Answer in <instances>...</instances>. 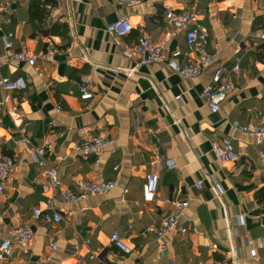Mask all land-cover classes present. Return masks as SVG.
<instances>
[{"label":"crops","instance_id":"obj_1","mask_svg":"<svg viewBox=\"0 0 264 264\" xmlns=\"http://www.w3.org/2000/svg\"><path fill=\"white\" fill-rule=\"evenodd\" d=\"M36 1L45 10L40 21L35 0H0V49L8 33L15 52L40 54L48 44L55 49L44 62L0 68L2 80L25 84L24 90L0 85V154L15 163L0 194V241H13L16 221L33 232L28 250L14 246L0 264H264V143L231 130L233 122H264V0ZM168 8L194 13L208 34L202 48L217 55L194 79H181L167 65L175 50L180 66L196 56L184 33L166 24ZM121 19L131 32L108 35L106 26ZM144 37L163 43L165 59L136 67L123 52ZM219 68L234 89L211 114L200 94ZM83 76L90 81L88 101L78 91ZM89 138L112 140L114 154L105 150L98 163L78 157L75 148ZM224 140L237 154L234 163L219 162L213 152ZM37 147L65 188L102 177L115 189L74 205L54 200L59 223L34 220V208L50 218L44 204L54 199L30 158ZM149 173L158 175L157 191L152 203L143 204ZM177 201L188 202L179 222L186 232L165 237L160 254L154 236L144 231L159 226ZM112 234L128 253L111 244Z\"/></svg>","mask_w":264,"mask_h":264},{"label":"built area","instance_id":"obj_2","mask_svg":"<svg viewBox=\"0 0 264 264\" xmlns=\"http://www.w3.org/2000/svg\"><path fill=\"white\" fill-rule=\"evenodd\" d=\"M74 3H81L84 0H71ZM166 24L173 28L176 32H182L185 35L186 46L195 52L196 56L188 61L185 65L180 66L177 63V58L180 56V51L175 50L171 53L168 60V67L170 70L178 75L183 80H190L198 77L209 66H211L216 60L217 55L215 53H208L202 45L205 44V40L208 36L207 31L197 25V17L194 13L180 12L176 13L172 9L165 10L164 13ZM132 30L131 25L126 19L117 20L106 26L105 31L110 36L122 38L127 36ZM13 35L11 33L2 35L0 49V68L10 62H25L28 64H34L37 61L44 62L51 58L55 53V49L51 44H48L45 52L40 54L28 55L24 52H15L12 49ZM259 39L264 41V33L259 34ZM163 43H154L149 38L144 37L140 39L134 46L126 49L123 55L126 59L134 62L136 67L145 66L152 63H160L165 59ZM239 59H236L235 64L231 67L230 72L237 74L239 71ZM227 71L224 68H219L215 71L211 78V85L203 90L200 94V98L203 103L208 107L211 114H215L219 111L221 104L227 98V96L233 91V83L225 75ZM40 77L41 75L38 74ZM89 78L83 76L80 80L78 91L80 99L88 101L92 98L91 92L88 90ZM0 85L4 89H16L24 90L25 84L22 80L18 79L13 82L2 80L0 78ZM232 132L248 133L253 136L256 144L264 143V122L259 126L244 127L238 122L231 123ZM113 141L105 138H89L84 140L78 147L75 148V153L82 159L90 157L95 158V163L99 162V155L105 150H108L110 154H114ZM213 152L219 162H231L237 161V154L234 152L232 145L224 140L220 146L213 147ZM260 161L264 164V155L259 153ZM45 150L43 147H37L30 155L31 161L36 164L41 170V175L38 176L40 184L45 192L53 193L54 199L47 200L44 204V209L51 212L52 215L46 217L42 214V209L34 208L32 210V218L39 220L40 218H47L53 223H59L61 220L60 215L55 212L53 201H59L67 205H74L80 202L86 195H106L112 192L116 184L112 181H107L102 177H97L91 182L81 181L74 187L73 190H69L64 187L63 183L58 179V176L54 169L47 168L44 163ZM161 160L160 157H157ZM170 168V166H169ZM15 169V163L10 157L0 154V194L3 192L5 183L9 180ZM42 181H41V178ZM158 185V175L155 173H149L144 178V183L141 189V196L143 204H150L154 201ZM197 189H200L199 185ZM126 191H124V194ZM188 207L187 201L173 202L172 210L169 215L164 217L159 226H150L144 231V235L154 236L155 241L159 244L160 254L164 251L162 241L165 237L171 233L179 231L185 233L186 229L179 227V222L183 215L184 210ZM13 233L14 239L0 241V262L8 260L13 255V247L17 246L21 249H29L33 232L30 227L23 226L16 221L10 229ZM111 244L119 251L128 253V249L123 242L117 236L112 234L110 236ZM250 246V243H249ZM249 256L251 259L256 258V251L250 249ZM79 261L78 263H80ZM197 264H229L220 261H200ZM232 264V263H230Z\"/></svg>","mask_w":264,"mask_h":264},{"label":"trees","instance_id":"obj_3","mask_svg":"<svg viewBox=\"0 0 264 264\" xmlns=\"http://www.w3.org/2000/svg\"><path fill=\"white\" fill-rule=\"evenodd\" d=\"M43 3H45V5H50V6H53L54 5V1L53 0H45ZM39 4L40 2L36 1L33 3V7L34 9L38 12L39 14V17L37 18L38 21L41 20L42 16L44 15L45 13V10L42 8L40 9L39 8Z\"/></svg>","mask_w":264,"mask_h":264}]
</instances>
